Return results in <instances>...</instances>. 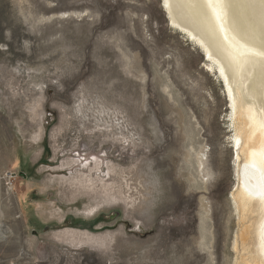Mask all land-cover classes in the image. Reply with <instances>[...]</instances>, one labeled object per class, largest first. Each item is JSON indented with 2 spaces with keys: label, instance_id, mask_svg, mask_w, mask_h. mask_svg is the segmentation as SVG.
<instances>
[{
  "label": "rangeland",
  "instance_id": "1",
  "mask_svg": "<svg viewBox=\"0 0 264 264\" xmlns=\"http://www.w3.org/2000/svg\"><path fill=\"white\" fill-rule=\"evenodd\" d=\"M209 67L161 0H0V264H235Z\"/></svg>",
  "mask_w": 264,
  "mask_h": 264
},
{
  "label": "bare ground",
  "instance_id": "2",
  "mask_svg": "<svg viewBox=\"0 0 264 264\" xmlns=\"http://www.w3.org/2000/svg\"><path fill=\"white\" fill-rule=\"evenodd\" d=\"M161 2L170 26L201 50L223 84L234 130L233 201L242 221L235 264H264V0Z\"/></svg>",
  "mask_w": 264,
  "mask_h": 264
}]
</instances>
